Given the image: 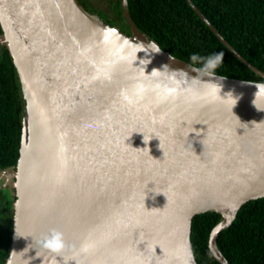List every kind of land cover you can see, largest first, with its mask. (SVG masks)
Masks as SVG:
<instances>
[{"label":"water","instance_id":"95a60500","mask_svg":"<svg viewBox=\"0 0 264 264\" xmlns=\"http://www.w3.org/2000/svg\"><path fill=\"white\" fill-rule=\"evenodd\" d=\"M186 2L263 79L224 76L221 94H242L233 109L203 92L163 90L151 71L190 63L162 48L146 69L129 59L134 45L157 43L128 0L120 1L128 33L78 0H0V44L23 101L16 164L0 168L15 196L4 264H197L192 218L210 210L221 219L208 249L229 264L218 234L264 197V91L254 86L264 72ZM52 229L63 233L62 253L40 247Z\"/></svg>","mask_w":264,"mask_h":264},{"label":"trees","instance_id":"16d2710c","mask_svg":"<svg viewBox=\"0 0 264 264\" xmlns=\"http://www.w3.org/2000/svg\"><path fill=\"white\" fill-rule=\"evenodd\" d=\"M104 19L128 29L121 0H105ZM224 39L251 64L264 72V0H191ZM89 12L103 14L96 6ZM130 16L138 28L165 51L191 63L190 56L224 52L218 75L263 81L238 60L215 36L186 0H128ZM100 17V16H99ZM1 32V30H0ZM199 66V65H198ZM23 101L17 71L7 48L0 46V168L16 164L20 146ZM0 264L10 241L11 218L0 209ZM221 215L210 210L192 218L190 240L197 264H219L210 253V230ZM217 246L229 264H264V197L243 204L232 224L217 237Z\"/></svg>","mask_w":264,"mask_h":264},{"label":"clouds","instance_id":"9594fccd","mask_svg":"<svg viewBox=\"0 0 264 264\" xmlns=\"http://www.w3.org/2000/svg\"><path fill=\"white\" fill-rule=\"evenodd\" d=\"M111 31L115 32L116 30L113 29ZM140 52H145V56L138 58V53ZM160 53V47L154 42L134 45L130 51L129 59L133 62H138L146 69L154 55ZM223 57V51L208 56L194 53L190 56L191 63L186 65L185 68L172 69L169 65H162L160 69L154 68L150 76L161 83L163 90L171 89L176 95H200L203 92L214 100L227 99L230 102L231 109H233L242 94L236 95L233 90L221 94L223 89L222 81L225 77L218 76L216 69L223 63ZM169 59L173 58L170 56ZM193 73L195 75H192ZM193 85L196 87H193ZM254 86L257 90L264 91V83H256ZM39 244L43 250L54 254L62 253L67 246L63 233L56 229L44 234ZM80 251L87 252L88 247L84 246Z\"/></svg>","mask_w":264,"mask_h":264},{"label":"flooded vegetation","instance_id":"af4514ba","mask_svg":"<svg viewBox=\"0 0 264 264\" xmlns=\"http://www.w3.org/2000/svg\"><path fill=\"white\" fill-rule=\"evenodd\" d=\"M92 2L95 4V1H92ZM94 6H97V4H95ZM122 31L128 33V29L127 30L124 29ZM12 192H13V190L12 191L9 190L8 187L6 188L5 193H3V191L0 190V209L2 211H5L10 216V218H11V228H12V223H13V210H12V205H13V202L15 200V196H14V194ZM11 234H12V231H11ZM11 234H10V240H11ZM9 247H10V241H9ZM9 247H8V252H9Z\"/></svg>","mask_w":264,"mask_h":264},{"label":"rangeland","instance_id":"374dc122","mask_svg":"<svg viewBox=\"0 0 264 264\" xmlns=\"http://www.w3.org/2000/svg\"><path fill=\"white\" fill-rule=\"evenodd\" d=\"M81 1H85L84 3L86 4V7L90 10H94V8L92 7V5H90L87 1L88 0H81ZM91 1V0H90ZM92 1H95V4H97V8L100 10V11H103L102 13L103 14H101V13H99V16L101 17V18H104L105 16V14H104V12L105 13H109L108 11H109V9H108V7H107V2L105 1V0H92ZM91 1V2H92ZM93 3V2H92ZM91 3V4H92ZM94 4V3H93ZM94 4V5H95ZM88 11V10H87ZM0 46H2V44H0ZM5 183V184H4ZM0 185L2 186V187H5V188H7L8 187V182L6 181V178H5V176L3 175V173L2 172H0ZM0 218H1V216H0Z\"/></svg>","mask_w":264,"mask_h":264}]
</instances>
